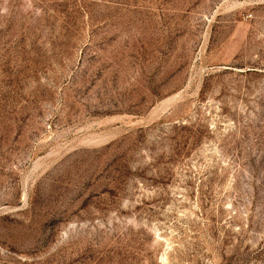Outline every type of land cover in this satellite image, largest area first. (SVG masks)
Masks as SVG:
<instances>
[{
  "label": "rangeland",
  "instance_id": "obj_1",
  "mask_svg": "<svg viewBox=\"0 0 264 264\" xmlns=\"http://www.w3.org/2000/svg\"><path fill=\"white\" fill-rule=\"evenodd\" d=\"M0 264H264V0H0Z\"/></svg>",
  "mask_w": 264,
  "mask_h": 264
}]
</instances>
